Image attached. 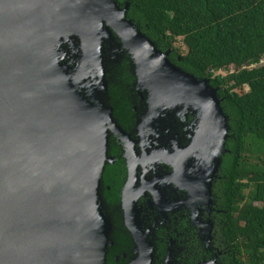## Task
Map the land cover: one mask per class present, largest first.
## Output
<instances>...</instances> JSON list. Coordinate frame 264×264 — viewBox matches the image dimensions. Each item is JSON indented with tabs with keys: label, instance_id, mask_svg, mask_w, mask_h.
Segmentation results:
<instances>
[{
	"label": "water",
	"instance_id": "1",
	"mask_svg": "<svg viewBox=\"0 0 264 264\" xmlns=\"http://www.w3.org/2000/svg\"><path fill=\"white\" fill-rule=\"evenodd\" d=\"M130 7L0 0V264H109L131 256L128 231L141 250L129 264H152L135 212L152 188L136 189L138 161L173 167L187 197L212 199L229 152L219 89L175 65ZM181 116L177 136L167 118ZM114 135L133 164L115 205L103 193Z\"/></svg>",
	"mask_w": 264,
	"mask_h": 264
},
{
	"label": "trees",
	"instance_id": "2",
	"mask_svg": "<svg viewBox=\"0 0 264 264\" xmlns=\"http://www.w3.org/2000/svg\"><path fill=\"white\" fill-rule=\"evenodd\" d=\"M125 2L128 18L161 51L171 50L175 65L219 89L230 131L216 193L228 211L233 264H264V0H119ZM115 173L121 170L110 167L105 177L113 200L121 187Z\"/></svg>",
	"mask_w": 264,
	"mask_h": 264
},
{
	"label": "flooded vegetation",
	"instance_id": "3",
	"mask_svg": "<svg viewBox=\"0 0 264 264\" xmlns=\"http://www.w3.org/2000/svg\"><path fill=\"white\" fill-rule=\"evenodd\" d=\"M121 79L129 83L135 81L130 71H126ZM124 109L127 110L126 112L131 110L129 106H125ZM185 120L184 116L177 118L176 121L167 118L177 136L185 132ZM123 127L128 128V124L124 123ZM174 137L175 140L171 138L169 143L172 152L177 151L176 144L179 142L176 136ZM157 142L153 143L157 144ZM135 153L140 159L144 157L143 154L138 156V152ZM110 156L113 163L106 166L103 193L107 202L115 205L121 202L124 196L132 174L130 168L132 170L133 167V164H130V167L128 163L130 161L128 148L119 135H114L111 141ZM110 167L121 170L120 175L116 173L113 175L121 180L117 200L111 198L112 188L105 181V177L109 176ZM185 167L183 174H185ZM135 174L137 190L150 185V189L152 188L135 199L136 222L142 232L143 243L147 244L143 246L150 247L152 264H233L232 243L226 234L228 211L223 209L219 203L221 199L216 193V184L222 178L221 171L219 177L213 182L214 195L211 200L205 196L198 200L195 196L191 199L187 197L186 189L179 187L176 182L178 176L175 174V169L163 163L156 167L145 164L144 161H138L135 164ZM123 227L126 229L125 224ZM128 234L130 236L128 245L132 248L131 256L124 255L126 257L122 256L117 259L118 261L110 259L109 264H129L140 257L141 250L137 252L138 245L130 231Z\"/></svg>",
	"mask_w": 264,
	"mask_h": 264
},
{
	"label": "rangeland",
	"instance_id": "4",
	"mask_svg": "<svg viewBox=\"0 0 264 264\" xmlns=\"http://www.w3.org/2000/svg\"><path fill=\"white\" fill-rule=\"evenodd\" d=\"M175 47L178 48L181 53L184 55L188 52V48L186 47V45L183 43L182 39H178L175 43ZM235 71L234 68H231L229 71H220V72H216V76H223L225 77L226 75H228L229 73H233ZM247 91H249V88H247Z\"/></svg>",
	"mask_w": 264,
	"mask_h": 264
}]
</instances>
